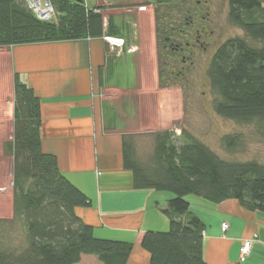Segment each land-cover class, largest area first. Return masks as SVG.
<instances>
[{"label":"trees","instance_id":"trees-1","mask_svg":"<svg viewBox=\"0 0 264 264\" xmlns=\"http://www.w3.org/2000/svg\"><path fill=\"white\" fill-rule=\"evenodd\" d=\"M191 1L157 0L161 47L167 48L171 32H179L185 19L194 15ZM51 2L57 19L43 22L25 0H0V48L102 35V16L87 10L83 0ZM229 17L257 45L236 37L217 47L208 68L218 96L215 110L225 119L254 124L264 141V0H229ZM40 128V99L16 81L14 140L9 146L13 219L0 220V264H79L84 256H95L100 264H127L134 244L97 238L93 227L77 215V209L91 205L90 199L63 175L57 157L43 151ZM183 136L187 143L177 145L173 132H155L146 159L134 142L124 141V166L133 174L134 188L173 195L163 211L170 220L169 231H149L142 239L150 264H208L205 224L191 212L190 196L218 205L237 200L250 211L264 213L262 163L222 159L185 130ZM242 143L240 135L224 139L229 149ZM17 225L23 238L16 245L12 239Z\"/></svg>","mask_w":264,"mask_h":264},{"label":"crops","instance_id":"crops-1","mask_svg":"<svg viewBox=\"0 0 264 264\" xmlns=\"http://www.w3.org/2000/svg\"><path fill=\"white\" fill-rule=\"evenodd\" d=\"M83 2L102 16V35L0 48V72L6 74V85L0 87V140H14L19 81L41 101L43 151L57 157L63 175L90 199L91 205L77 209V215L97 238L134 244L127 264H150L142 239L149 231H169L163 211L173 196L135 189L133 174L124 166V141L134 142L140 152L141 137L156 132L150 117L155 114V79L145 85L136 64L140 44L132 17L140 3ZM187 199L205 224L208 264H239L245 241L253 246L244 264H264V213L237 200L218 205ZM79 264L100 261L84 256Z\"/></svg>","mask_w":264,"mask_h":264},{"label":"rangeland","instance_id":"rangeland-1","mask_svg":"<svg viewBox=\"0 0 264 264\" xmlns=\"http://www.w3.org/2000/svg\"><path fill=\"white\" fill-rule=\"evenodd\" d=\"M196 1H191L196 6ZM140 8L133 14L132 28L139 41L136 64L141 79L145 85L155 79V114L151 124L157 131H171L177 145L187 143L183 131L208 146L219 157L228 161H259L264 165V141L258 136L254 124H241L219 116L215 110L218 100L208 78V68L217 47L230 38H247L245 32L232 23L229 17V0H216L215 7L209 11L211 22L210 31H213L214 45L207 52H203L196 61V68L189 73L188 80L180 81L164 67L169 55L167 48L159 45L156 34L157 0H139ZM171 5V3H169ZM173 5V4H172ZM203 12L207 15L206 9ZM100 14V13H98ZM55 18V17H54ZM55 21V19H53ZM165 50H164V49ZM164 51V55L161 52ZM172 57V55L170 54ZM164 67V68H163ZM163 76V79L161 77ZM141 80V81H142ZM6 74L0 72V87H4ZM6 85V84H5ZM228 135H240L242 145L237 149H229L224 144ZM153 137L142 136L140 139V155L149 158L153 150ZM10 140H0V220L13 219V154L9 148ZM170 196L171 193L166 192ZM191 198H199L191 196ZM202 199V198H200ZM204 200V199H203ZM206 201V200H205ZM23 232L19 225L13 234V243L20 244Z\"/></svg>","mask_w":264,"mask_h":264},{"label":"flooded vegetation","instance_id":"flooded-vegetation-1","mask_svg":"<svg viewBox=\"0 0 264 264\" xmlns=\"http://www.w3.org/2000/svg\"><path fill=\"white\" fill-rule=\"evenodd\" d=\"M215 4L216 0H197L194 15L185 19V24L179 32L172 31L170 37L166 39L167 51L172 57L168 55L164 67L167 65L169 70L172 66L170 75H174L180 81L188 80L189 73L196 68V61L201 53L204 56L203 52H207L214 45V32L210 31L209 26L211 22L209 11ZM204 9L206 16L203 14Z\"/></svg>","mask_w":264,"mask_h":264},{"label":"built area","instance_id":"built-area-1","mask_svg":"<svg viewBox=\"0 0 264 264\" xmlns=\"http://www.w3.org/2000/svg\"><path fill=\"white\" fill-rule=\"evenodd\" d=\"M29 9L33 12L36 18L43 22H49L56 16V10L51 0H25ZM223 231L226 232L229 226L224 223L222 225ZM253 241H245L239 251V264H244L248 259Z\"/></svg>","mask_w":264,"mask_h":264},{"label":"water","instance_id":"water-1","mask_svg":"<svg viewBox=\"0 0 264 264\" xmlns=\"http://www.w3.org/2000/svg\"><path fill=\"white\" fill-rule=\"evenodd\" d=\"M76 1H80V0H76Z\"/></svg>","mask_w":264,"mask_h":264}]
</instances>
